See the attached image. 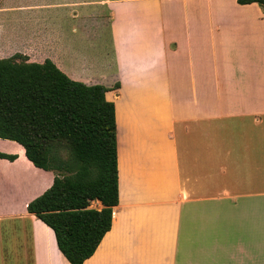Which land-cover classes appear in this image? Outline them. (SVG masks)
Masks as SVG:
<instances>
[{
	"label": "crops",
	"instance_id": "0c3cea01",
	"mask_svg": "<svg viewBox=\"0 0 264 264\" xmlns=\"http://www.w3.org/2000/svg\"><path fill=\"white\" fill-rule=\"evenodd\" d=\"M16 3L0 7V59H51L73 80L108 87L115 103L120 201L84 264H264L261 5ZM103 23L110 51L81 40ZM0 153L17 155L0 157V264H71L28 208L55 172L15 140L0 137Z\"/></svg>",
	"mask_w": 264,
	"mask_h": 264
},
{
	"label": "trees",
	"instance_id": "16d2710c",
	"mask_svg": "<svg viewBox=\"0 0 264 264\" xmlns=\"http://www.w3.org/2000/svg\"><path fill=\"white\" fill-rule=\"evenodd\" d=\"M238 2L264 10V0ZM108 90L73 80L51 59H0V137L19 142L37 167L55 172L53 185L28 208L53 228L71 264L95 253L120 201L116 107ZM96 199L101 209L91 207Z\"/></svg>",
	"mask_w": 264,
	"mask_h": 264
},
{
	"label": "rangeland",
	"instance_id": "374dc122",
	"mask_svg": "<svg viewBox=\"0 0 264 264\" xmlns=\"http://www.w3.org/2000/svg\"><path fill=\"white\" fill-rule=\"evenodd\" d=\"M16 1L17 0H8V2H7V0H0V7L4 6V5H8V6L16 5L17 4ZM93 29L95 31L97 30V32L94 31L92 36L86 35V36L82 37L81 40L88 39V41H90V42L94 41V43L99 44L102 49H105V50L107 49L108 51H110L112 48V42H111V34H110L109 24L103 23L102 25H96V27Z\"/></svg>",
	"mask_w": 264,
	"mask_h": 264
}]
</instances>
